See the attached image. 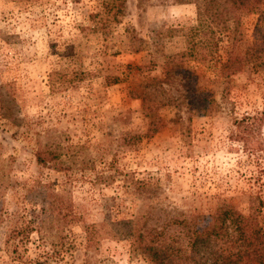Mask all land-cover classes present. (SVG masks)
I'll return each mask as SVG.
<instances>
[{
	"label": "rangeland",
	"instance_id": "1",
	"mask_svg": "<svg viewBox=\"0 0 264 264\" xmlns=\"http://www.w3.org/2000/svg\"><path fill=\"white\" fill-rule=\"evenodd\" d=\"M199 2L114 0L113 20L105 10L111 0H0V264H149L127 240L83 248V224L143 212L150 225L170 211L208 216L222 204L246 214L258 198L264 218V157L250 151L264 140V68L222 69L258 40L257 16L214 28L213 47L205 40L198 47L203 61L182 59L198 86L213 90L212 113L154 104L167 100V89L183 90L182 81L167 87V56L201 40L189 32ZM151 78L159 82L145 88ZM131 87L155 101L150 117ZM242 117L257 118L248 149L233 140ZM153 124L162 128L150 133ZM45 144L58 146L65 171L36 165L34 151ZM49 190L62 192L79 219L42 214ZM29 219L37 232L14 250L10 230Z\"/></svg>",
	"mask_w": 264,
	"mask_h": 264
},
{
	"label": "trees",
	"instance_id": "2",
	"mask_svg": "<svg viewBox=\"0 0 264 264\" xmlns=\"http://www.w3.org/2000/svg\"><path fill=\"white\" fill-rule=\"evenodd\" d=\"M113 2L114 0H111L110 4L105 5V10L109 13L115 6ZM242 14L257 16L254 29L259 35L258 40L245 49L242 58H231L227 65H222V69L240 72L243 66H248L251 71L264 68V32L261 31L264 22V0H200L197 5V26L190 28L189 32L191 36L200 35L201 40L191 43L184 53L167 56V75H164L165 78L167 76V87L172 82L174 84L176 81H182L180 86L183 90H175L174 96L167 89V100L163 98L156 102L150 99L148 92H140L138 95L132 87L128 89V95L133 98L141 97L148 117L152 115L154 102L158 104L156 107H183L188 112H197L203 116L212 113L216 106L213 90L198 86L197 75L184 65L185 60L182 59L203 61L204 58L198 53V47L204 43L203 40L209 42V45L212 42L213 47L216 32L214 28L218 31V27L224 29L229 21L237 23ZM114 18L115 12L111 13V19ZM105 80H109V84L119 81L111 77ZM228 81L227 74L220 77L221 99ZM157 82V79H148L145 88L154 86ZM161 92L166 97L165 90ZM236 123L238 131L233 134V140L241 142L248 149V141L256 132L257 118L242 117ZM160 128L162 125L153 124L149 132H156ZM146 133L145 136L139 134L129 138L124 135L122 141L129 144L126 142L128 139H140L146 137ZM57 147L55 144H45L38 146L34 151L36 165L47 174H60L65 171L62 155ZM250 151L259 152L260 157H264V140H259L256 148ZM2 193L0 186V197ZM41 194L42 214L47 208L51 209L59 220L70 222L79 219L72 214L70 204L64 200L62 192L49 190ZM256 201L255 205H248L246 214L232 205L222 204L208 216L170 211L167 218L157 219L151 225L148 223V212L133 218H122L110 224H83V248L86 252H93L98 249L102 239L127 240L129 252L141 256L149 264H264V218L260 212L263 202L258 198ZM36 229L34 219L21 220L17 226H13L10 230L13 249L16 250L19 245L28 241L30 234L37 232Z\"/></svg>",
	"mask_w": 264,
	"mask_h": 264
}]
</instances>
